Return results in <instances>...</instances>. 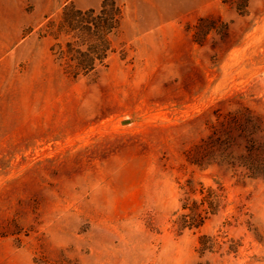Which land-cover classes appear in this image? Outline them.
<instances>
[{
  "label": "rangeland",
  "instance_id": "374dc122",
  "mask_svg": "<svg viewBox=\"0 0 264 264\" xmlns=\"http://www.w3.org/2000/svg\"><path fill=\"white\" fill-rule=\"evenodd\" d=\"M104 1L0 0V264H264V0H115L75 76Z\"/></svg>",
  "mask_w": 264,
  "mask_h": 264
},
{
  "label": "trees",
  "instance_id": "16d2710c",
  "mask_svg": "<svg viewBox=\"0 0 264 264\" xmlns=\"http://www.w3.org/2000/svg\"><path fill=\"white\" fill-rule=\"evenodd\" d=\"M123 17V8L115 0H105L99 8L81 9L72 4L65 7L60 30L66 31L65 28L69 27L68 32L72 33L69 42L71 55L64 63L66 68L77 76L104 64L111 46L110 35L119 33ZM93 35L94 44L91 43ZM75 36L81 39L76 41ZM202 222L203 218L196 225Z\"/></svg>",
  "mask_w": 264,
  "mask_h": 264
}]
</instances>
